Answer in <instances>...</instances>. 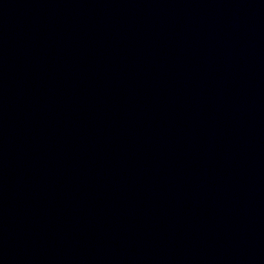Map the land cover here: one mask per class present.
<instances>
[{
    "label": "water",
    "instance_id": "1",
    "mask_svg": "<svg viewBox=\"0 0 264 264\" xmlns=\"http://www.w3.org/2000/svg\"><path fill=\"white\" fill-rule=\"evenodd\" d=\"M0 264H264V0H0Z\"/></svg>",
    "mask_w": 264,
    "mask_h": 264
}]
</instances>
